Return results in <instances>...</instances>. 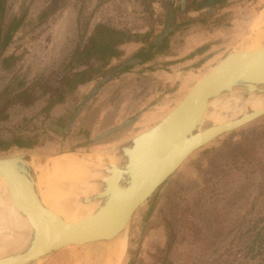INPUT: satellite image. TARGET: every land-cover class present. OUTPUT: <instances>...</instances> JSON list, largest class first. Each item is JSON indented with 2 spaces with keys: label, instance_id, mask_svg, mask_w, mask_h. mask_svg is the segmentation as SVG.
I'll list each match as a JSON object with an SVG mask.
<instances>
[{
  "label": "rangeland",
  "instance_id": "1",
  "mask_svg": "<svg viewBox=\"0 0 264 264\" xmlns=\"http://www.w3.org/2000/svg\"><path fill=\"white\" fill-rule=\"evenodd\" d=\"M180 1H173L176 22L173 21L174 30L171 34L190 24L191 20L186 18V14L194 11L190 8L201 3L200 0H188L185 11L181 12ZM129 2L133 5L128 6ZM168 2L169 0H10L8 20L27 9L29 15L28 23L17 32L9 50V54L16 51L21 56L20 62L10 70H4L0 66V103L4 104L9 100L8 96L21 91L22 85L23 89L31 91L34 100L28 106L15 102V97L10 100L12 102L7 110V118L4 120L2 116L0 121V148L5 145L10 148L5 152L0 151V158L16 152L48 159L42 163H33L36 169L48 161H56L50 158L60 154H65L70 159L77 155L92 157L125 141L140 123H135L95 145H91L90 141L108 131L103 129L107 125L102 128V125H93V116L85 121L82 119L84 116H79L69 133L67 127L75 109L93 87L125 62L138 57L136 55L141 49L133 53V56L128 53L126 56L123 52L127 58L113 60L111 67L116 69L111 73L104 76L99 72L93 73L94 80L91 83L68 92L60 88V80L68 58L77 45L79 34L77 38L66 40L63 32L72 14L73 17L78 15V18L81 15L82 21L93 14L92 21L97 23L94 16L98 11L97 14H100L102 6L107 5V9L111 13H117L121 19V28L118 29L132 32L130 28L139 21L134 18L129 20L130 15L143 13L144 16H136V19L141 20L143 17L147 22L151 21L154 27L151 31L157 32V39L168 22ZM100 3L102 5L98 7ZM228 8V12L223 13L226 9L222 8L210 12L211 18H205L207 26L203 27L204 30L215 32L216 36H213L209 45L211 51L201 60V69L204 71L200 76L237 49V45L249 34L255 35L256 31L262 29L253 27L264 15V0H237ZM44 12H51L52 15L46 19L41 16ZM215 14L220 16L214 19ZM150 16L151 20L148 18ZM177 92L179 94L181 91ZM176 97L164 102H170ZM68 101L72 104L71 111L65 122L59 124L52 119V109ZM50 103L56 105L47 113ZM63 114L61 112L59 115ZM137 116L129 115L128 119ZM117 126L119 125H114L113 128ZM21 139H31V143L36 145L31 149L12 145ZM250 145L256 148L252 161L244 154ZM47 146L50 148L47 155L30 154L36 150H45ZM90 157H86L84 161ZM71 168L74 172V168ZM59 188L54 186L48 192ZM168 227L172 232L168 231ZM170 234L174 239L172 249L168 251ZM75 258L68 257L50 264H74ZM120 264H264V116L217 138L183 163L132 218L126 252Z\"/></svg>",
  "mask_w": 264,
  "mask_h": 264
},
{
  "label": "water",
  "instance_id": "2",
  "mask_svg": "<svg viewBox=\"0 0 264 264\" xmlns=\"http://www.w3.org/2000/svg\"><path fill=\"white\" fill-rule=\"evenodd\" d=\"M173 1L168 2L166 28L145 49L158 46L173 32L172 24L176 11ZM187 2L188 0L180 1L181 12L185 11ZM249 53L237 55L245 58ZM233 56V52L228 54L210 74L197 82L182 100H177L159 115L144 122L122 143L84 162L74 161L65 154L51 157V160L65 161L68 166L74 168L75 171L70 175L73 182L67 188L60 187L46 195L20 185L17 180L20 168L28 167L24 173L31 175L35 172L33 163H42L47 158L21 155L9 161L0 160V175L6 179L10 189L23 199L41 201L49 197L60 205L64 217L69 207L80 208L89 202L96 205L93 214L78 223L68 224L60 217L58 233L52 241L44 242L32 235L26 243H3L0 246V264H50L68 257L96 256L100 248H105L110 240L126 230L138 207L144 204L193 153L222 135L234 132L264 116V109L250 111L237 121L216 126L212 125L213 119L209 115L201 125L209 103L222 94L238 90L239 94L236 95L243 98L254 94L264 96V48L231 77L204 81L217 76ZM141 62V58L134 57L97 83L72 114L67 133L73 129L83 109L104 86L115 80L119 72ZM223 116L226 118L227 115L224 114L219 119ZM139 117L132 118L91 140L90 144L95 145L128 129ZM200 128H203V131L200 132ZM113 163L116 165H111Z\"/></svg>",
  "mask_w": 264,
  "mask_h": 264
},
{
  "label": "bare ground",
  "instance_id": "3",
  "mask_svg": "<svg viewBox=\"0 0 264 264\" xmlns=\"http://www.w3.org/2000/svg\"><path fill=\"white\" fill-rule=\"evenodd\" d=\"M263 27L264 15L255 22L253 27V29H262L256 31L255 35L254 33L249 34L246 37V39L248 38L247 41H245V39L243 42L237 45V49L233 51L234 56L222 69V71H220L217 76L204 81L209 82L218 77L229 78L231 75L240 71L241 68L246 63H248L258 51L264 48ZM243 52L250 53L245 58L237 55ZM217 65L210 69L206 74L199 76L198 80L193 83H185L182 81L181 87H177L179 91H181L177 97L171 100L168 105L161 108L163 110L149 117L153 118L159 115L171 104L176 103L177 100H182L183 97L192 89V87L197 82L204 79L208 74H210ZM237 91L238 90H236V92L231 91L230 93L222 94L221 97L212 100L209 103L208 109L203 114L204 118L202 119L201 125L204 124L209 115H211L213 119L212 125L218 126L237 121L250 111L264 109V96H257L254 94L248 98H243L239 95H236ZM177 105L178 103L175 106ZM224 114L227 115L226 118L223 116L222 119H219V117ZM149 117L144 119L147 120ZM201 131H203V128H200V132ZM49 149L50 148L47 146L45 150H36L30 154L47 155L50 151ZM21 155L23 154L13 152L7 157L0 158V160L9 161ZM86 157L90 156L77 155L71 158L76 161H84L86 160ZM111 165L116 164L113 163ZM32 167L35 172L31 175L24 173L28 167L20 168L17 175V180L20 185L49 195L50 193L48 191L52 187L55 186L67 188L69 184H72L71 182H73L72 179H70L73 169L64 161H48L36 169L34 166ZM169 178L167 180H169ZM154 194L144 204L138 207L133 217L136 215L137 211L154 196ZM48 200L51 199L47 197L41 201H30L19 197L16 195V193H14V191L10 189L6 179L0 175V246L3 243H26L30 240L32 235L37 236L41 241L44 242L52 241V239L57 236L59 229L58 220L60 217L63 218L68 224L78 223L83 218L92 215L96 208V205L92 202H89L91 204L86 203L80 208L75 206L69 207L68 212L65 213L64 217L62 211L60 210V205L56 201L51 200V202ZM129 227L130 224H128L126 230L120 236L110 240L105 248H100L96 256L75 258L74 264H120L126 252Z\"/></svg>",
  "mask_w": 264,
  "mask_h": 264
},
{
  "label": "crops",
  "instance_id": "4",
  "mask_svg": "<svg viewBox=\"0 0 264 264\" xmlns=\"http://www.w3.org/2000/svg\"><path fill=\"white\" fill-rule=\"evenodd\" d=\"M227 1V5L223 7L226 10H224L223 13L228 12L229 5L237 0ZM131 5L133 4L129 2L128 6ZM104 7L105 5L99 9L100 14H97L98 11L96 16H94L97 23L92 21L90 30L99 23L106 24L109 27L121 28L119 22L121 19L118 17L117 13H111L110 10L107 9V5L105 8ZM118 8H120V6H118ZM136 16L140 17L144 16V14L134 13L130 15L129 20L134 18L135 21H139L134 24L135 26L130 24L132 25L130 29H132L131 31L133 33L144 34L150 32L152 28H154L151 21L147 22L143 17L139 20V18L136 19ZM219 16L220 15L215 14L213 17L215 19ZM206 17H212L209 9L189 11L186 14V18L191 20L189 25H185L181 30H176L172 36L169 37L168 44L165 45L162 51L154 55L148 62L118 75L114 81L103 87L91 105H87L83 109L80 117L84 116L82 119L85 121L88 117L93 116L95 118L93 125H102V128L103 125H107L106 128L103 129L110 131L114 129V125H121L130 120L128 119L129 115L132 116L137 114L140 116L136 123L142 125L148 119L152 118L149 116L163 110L161 108L171 102L165 103L164 101L178 95L177 90L179 89L177 87H181L182 81L185 83H193L198 80L200 74L204 71L203 68L201 69V67H203L201 66V60L211 51L209 45L212 43L213 36H216L215 32L204 30L203 27L207 26ZM148 18L151 20V16ZM68 20L69 22L63 32L65 39L77 38L79 34L78 15H74L73 17L72 14ZM141 22L142 25H139ZM154 33L157 32L154 31ZM142 47L143 46L138 43H129L123 45L121 50L124 52V55L126 53L127 56L128 53L133 56V53L140 49L142 50L146 46ZM124 55L122 58H127ZM83 86L84 85H81L80 87ZM70 107H72L70 101L61 106L60 104L56 105L51 112L52 116H54L52 119L59 124L65 122L68 113L71 111ZM61 112L64 114L59 115ZM147 117L149 118L145 120L144 118ZM104 133L97 135V137H100Z\"/></svg>",
  "mask_w": 264,
  "mask_h": 264
},
{
  "label": "trees",
  "instance_id": "5",
  "mask_svg": "<svg viewBox=\"0 0 264 264\" xmlns=\"http://www.w3.org/2000/svg\"><path fill=\"white\" fill-rule=\"evenodd\" d=\"M199 5L190 8L194 11L203 9H209L210 12L218 11L227 5V0H201ZM103 3V2H102ZM100 3L98 7L102 5ZM10 0H0V66L4 70H10L14 68L21 60V56L14 51L9 54V50L14 44V37L24 26L28 23L29 9L22 12L19 16H14L8 20ZM51 12H44L41 16L46 19L51 16ZM93 18L91 14L87 20L82 21L81 15L78 18V31L79 40L74 51L68 58V63L65 65L64 74L60 80L61 89H66L68 92L75 91L79 86L91 83L94 80L93 73H102V75H108L116 68L111 67V62L115 59H120L123 56L121 47L129 43H138L143 47L151 44L157 37L154 31H150L144 34L133 33L124 29H118L109 27L104 24H97L91 31L90 25ZM176 22V18L174 23ZM177 30V29H176ZM172 34L169 35V37ZM169 37H166L158 46L145 49V47L136 55L142 59L141 64L148 62L154 55L160 53L162 49L168 44ZM94 62V63H93ZM97 64V67L94 65ZM127 67L122 73L131 69ZM22 90L8 96L9 100L1 104L0 103V121L7 118V110L11 104L13 98L17 100L15 102L22 103L25 106L30 105L34 100V95L30 94V90L24 88ZM2 97L0 98V102ZM55 103H50V106L46 109L49 113L55 106ZM17 140V139H16ZM12 145H16L20 148L31 149L35 147V143H31V139H21L14 142ZM9 145H5L0 148L1 152H5L9 149ZM248 151H244L245 156L249 161H252L256 148L250 145ZM168 231L172 232L168 227ZM174 236L170 234L167 250L170 251L173 246Z\"/></svg>",
  "mask_w": 264,
  "mask_h": 264
}]
</instances>
